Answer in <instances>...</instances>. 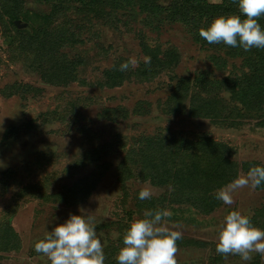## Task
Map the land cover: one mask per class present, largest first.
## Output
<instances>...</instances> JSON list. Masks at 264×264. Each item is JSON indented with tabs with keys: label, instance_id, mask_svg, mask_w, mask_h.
Returning <instances> with one entry per match:
<instances>
[{
	"label": "rangeland",
	"instance_id": "1",
	"mask_svg": "<svg viewBox=\"0 0 264 264\" xmlns=\"http://www.w3.org/2000/svg\"><path fill=\"white\" fill-rule=\"evenodd\" d=\"M168 17L142 12L136 0H0V264H50L34 245L70 214L93 217L104 264H118L125 230L143 218V188L159 203L167 194L214 196L210 212L186 200L161 205L172 213L168 226L182 232L178 264H264L259 254L243 261L215 251L217 226L233 210L264 230V183L235 191L231 206L215 198L264 167V86L248 64L254 49L198 42L203 19ZM13 19L32 34L17 33ZM143 48L156 60L146 64ZM130 58L138 66L120 71ZM64 66L71 75H61ZM199 163L217 174L224 167L227 183L196 180ZM165 165L169 183L155 170ZM186 166L194 178L182 183Z\"/></svg>",
	"mask_w": 264,
	"mask_h": 264
},
{
	"label": "clouds",
	"instance_id": "2",
	"mask_svg": "<svg viewBox=\"0 0 264 264\" xmlns=\"http://www.w3.org/2000/svg\"><path fill=\"white\" fill-rule=\"evenodd\" d=\"M232 2L237 3V0ZM238 10L241 15L214 18L207 29H199V36L209 44L239 46L244 51L264 49V30L258 23L264 16V0H238ZM144 62L150 64L151 58L144 57ZM138 63L135 58H130L120 65L119 70L127 71L130 66L137 67ZM262 183L264 167L253 166L246 175H240L218 189L215 198L231 206L235 191L248 187L255 190ZM151 196L149 188L141 189L138 194L140 200ZM171 215L167 209H156L145 210L143 218H133L123 234V247L116 256L118 264H178L177 241L182 239V232L168 226L167 218ZM92 221L90 215L70 214L63 224L47 231L45 237L35 243V252L45 256L50 264H104L103 245ZM216 230L217 254L225 258L239 256L243 261H250L253 254L264 258V230L253 225L251 216L233 210Z\"/></svg>",
	"mask_w": 264,
	"mask_h": 264
},
{
	"label": "trees",
	"instance_id": "3",
	"mask_svg": "<svg viewBox=\"0 0 264 264\" xmlns=\"http://www.w3.org/2000/svg\"><path fill=\"white\" fill-rule=\"evenodd\" d=\"M43 1H49V0H43ZM63 1H82V0H63ZM128 1V0H126ZM138 1V5H139V10H141L144 13L147 14H153V12L157 11V10H164L165 12H167L168 14V18L171 21L168 22H183L187 25L193 24V23H186V22H190L194 19L195 16L199 17L200 19H203V22L205 23V25H207L205 27V29H207V27L210 25V23L212 22V20L214 18L220 17V16H227V15H241L239 13L238 10V0L237 3H233L232 0H222L221 3L219 4H209L206 0H165L170 2V5L167 6L166 8L162 9L161 7H159L158 3L160 0H136ZM152 7V9L150 8ZM242 18H246L243 17ZM176 20V21H175ZM18 21V20H12L11 23L15 29V31L17 33H21V31H27L28 33L32 34V29H31V25L27 22H22V24H26L27 28L25 29H19L15 26L14 22ZM258 23L261 25L262 30H264V16L260 17L258 20ZM204 28V27H203ZM197 38H199L198 42H203L205 41L203 38H201L199 36V33H197ZM216 47H220L221 49L223 48H227L229 53H234L236 51H238L241 47H229L226 46L223 43H219V44H215ZM253 50H250L249 53H253L252 55V60L253 63L250 61V59H248V64L251 65L253 64V76L251 77V79L257 83L258 87H262L264 86V49H257V48H253ZM145 51V56L146 57H150L151 59L156 60V58H154L153 54H152V50H148V49H144ZM148 51V52H147ZM248 58V57H247ZM69 66H71L72 64H68ZM135 77L138 79H145L150 77L151 72L147 71V72H141V73H134ZM62 76H69L71 75V72L68 71L67 67L64 66V70L63 72H61ZM123 77L121 75H117L116 77H112V81H110L108 84L111 86H115V82L116 80L120 81ZM146 162L149 166L154 165V161L152 160V158H147ZM156 165L154 167L159 166V162L158 159L155 160ZM201 163L197 164V169H195V167H193V171L196 173V175H198V172H203L204 174L201 176H196L195 179L198 181H204L205 183H208L210 181V179L215 178L218 180H221L222 186L225 185L227 183V180L225 179V175H226V171L224 167L219 166L218 169L220 170V172H218V174L214 171V169L211 171L209 169H206L200 165ZM150 168V167H149ZM192 168V166H186L185 167V171L182 177V183H186L188 181H190L192 178H194L192 172L189 173V170ZM181 169V168H180ZM155 170H159L161 172H166V176H167V181L166 183H169L171 181V179L168 177L169 176V171L172 170L171 166L169 165H165V166H161L158 168H155ZM180 171V170H179ZM225 171V172H223ZM150 173H151V169H150ZM154 178V177H153ZM155 181H157L158 183H156L157 186H163L165 181H161L160 178L156 179ZM165 183V184H166ZM179 193H182V191L179 189L178 190ZM187 193L190 192V190L186 191ZM188 202H193L197 205H199V207H201V211L203 212H210L211 210L214 209V207H216V201H214V196L213 194H209L207 195L204 200H198L196 196H188L185 199ZM182 198H179L177 193L173 196L170 195L168 196L165 195L163 196L159 201H161L160 203L158 201H156L155 199H150V200H142L141 201V206H143V210H154V208H151L153 202L155 203V206H158L159 209H163L161 205H163V207H169L171 205L176 204L177 202L180 203L182 201H185ZM148 206V207H147ZM121 242H122V246H123V238H121ZM118 247L116 244L114 245V248Z\"/></svg>",
	"mask_w": 264,
	"mask_h": 264
},
{
	"label": "water",
	"instance_id": "4",
	"mask_svg": "<svg viewBox=\"0 0 264 264\" xmlns=\"http://www.w3.org/2000/svg\"><path fill=\"white\" fill-rule=\"evenodd\" d=\"M14 24L19 29H25V28H27V25L26 24H22L20 21H15Z\"/></svg>",
	"mask_w": 264,
	"mask_h": 264
}]
</instances>
